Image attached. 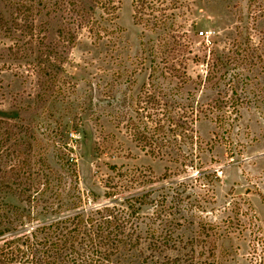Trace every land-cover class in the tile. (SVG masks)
Returning <instances> with one entry per match:
<instances>
[{
    "label": "rangeland",
    "instance_id": "rangeland-1",
    "mask_svg": "<svg viewBox=\"0 0 264 264\" xmlns=\"http://www.w3.org/2000/svg\"><path fill=\"white\" fill-rule=\"evenodd\" d=\"M79 1L89 14L73 46L65 48L56 29L64 22L76 26L75 10L36 22L35 39L47 36L39 50L54 48L53 60L61 63L51 68L55 84L32 60L36 44L27 57L28 31L20 29L14 38L0 33V118L21 113L33 120L48 162L59 171L61 153L46 133L51 128L63 135L78 170L80 208L113 206L139 195L144 229L162 228L169 218L184 241L195 236L196 243L215 242V264H264V0H186L176 10L172 33L190 39L182 54L189 79L180 85L160 78L164 91L185 106L208 108L219 99L240 114L232 125L226 122L227 129L202 116L194 142H180V152L165 144L158 155L150 152L156 148L150 139L146 143L136 132L146 123L154 127L155 110L146 107L144 89L151 46L167 31L137 24L133 0L112 9L114 0L107 10L98 6L102 0ZM156 83L147 89L153 92ZM7 200L18 203L12 196ZM37 217L48 221L52 215Z\"/></svg>",
    "mask_w": 264,
    "mask_h": 264
},
{
    "label": "trees",
    "instance_id": "trees-1",
    "mask_svg": "<svg viewBox=\"0 0 264 264\" xmlns=\"http://www.w3.org/2000/svg\"><path fill=\"white\" fill-rule=\"evenodd\" d=\"M112 1L102 0L98 6L107 10ZM120 2L117 0L112 9H119ZM185 4L186 0H133L137 24L152 32L167 31L151 46L154 58L148 76L150 82L144 89L146 107L155 110V118L146 114L154 127L150 129L146 123L143 131L136 132L142 141L150 139L148 143L156 146L150 148L154 155L161 154L165 144H175L180 152V142H189V137L194 142L195 124L202 116L227 129L226 122L230 119L227 124L232 125L240 114L237 106L226 110V103L219 99L208 108L192 103L185 106L172 98L173 92L164 91L160 78L170 83L177 81L180 85L189 79L188 64L182 54L188 50L190 39H177L172 33L177 23L176 10ZM71 9L78 15L74 17L77 25L64 22L56 29L65 48L76 43L77 28L83 27L89 14L79 0H0V33L14 38L20 29L28 31L26 36H30L31 46L26 48L27 57L32 56L36 44L38 49L32 60L40 75L48 77L50 85L57 80L51 68L58 63L53 60L54 48L50 45L48 53L39 50L46 46L47 36L35 39L36 22L41 16L61 11L69 13ZM97 33L100 37V30ZM15 45L20 47L17 42ZM13 49L10 46V51ZM20 50L21 47L14 54ZM58 56L65 61V56ZM210 75L208 72L205 81ZM154 82L157 83L151 92L147 86ZM51 131L50 128L46 136L58 146L62 171L48 162L45 144L33 120L21 113L0 118V264H215L216 243H196L195 236L184 241V234L175 236L174 223L169 218L162 228L144 229L141 214L144 202L139 195L126 197L113 206L80 208L84 196L78 185L75 160L71 158L73 149L62 134ZM8 196L15 197L18 203L8 201ZM41 214H51L52 218L39 221L37 216ZM178 224V228L183 227V223Z\"/></svg>",
    "mask_w": 264,
    "mask_h": 264
},
{
    "label": "built area",
    "instance_id": "built-area-1",
    "mask_svg": "<svg viewBox=\"0 0 264 264\" xmlns=\"http://www.w3.org/2000/svg\"><path fill=\"white\" fill-rule=\"evenodd\" d=\"M201 34H202V32H201Z\"/></svg>",
    "mask_w": 264,
    "mask_h": 264
}]
</instances>
